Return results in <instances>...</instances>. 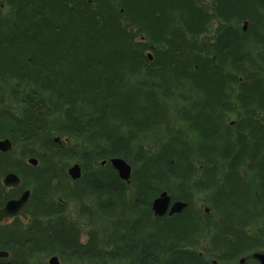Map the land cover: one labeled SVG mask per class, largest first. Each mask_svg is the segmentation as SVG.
Listing matches in <instances>:
<instances>
[{"label":"trees","instance_id":"trees-1","mask_svg":"<svg viewBox=\"0 0 264 264\" xmlns=\"http://www.w3.org/2000/svg\"><path fill=\"white\" fill-rule=\"evenodd\" d=\"M213 1L0 0V137L13 142L0 152V178L13 170L21 188L35 182L30 225L19 217L8 229L0 224V250L9 252L0 264H49L50 253L69 261L61 264H257L250 251L264 250V74L244 64L247 29L212 41L197 32L217 17H248L263 32L253 42L261 54L264 0H245L247 9L244 0ZM141 30L147 42L134 39ZM163 44L178 56L175 67ZM18 154L40 165L21 160L28 169H17ZM112 157L131 165L128 183ZM58 158L83 169L106 163L60 201L58 185L70 182ZM20 187L0 181V205ZM164 190L187 206L152 213Z\"/></svg>","mask_w":264,"mask_h":264},{"label":"rangeland","instance_id":"rangeland-1","mask_svg":"<svg viewBox=\"0 0 264 264\" xmlns=\"http://www.w3.org/2000/svg\"><path fill=\"white\" fill-rule=\"evenodd\" d=\"M187 1H189V2H191L192 1V3H193V7H195L198 3H196V2H198V1H200L202 4L203 3H205L206 5H208V6H210V7H212L213 6V8H214V6L216 7L217 6V2H214L213 0H187ZM158 3H159V1H158ZM154 4H156V3H154ZM242 4V7L243 8H245V9H247V8H249V5H248V3H247V1H243L242 3L240 2V5ZM242 9V8H241ZM259 10H261V9H259ZM243 11V10H242ZM263 13H261L260 15H262ZM264 16V15H263ZM253 17V16H252ZM253 23H254V21L253 20H251L250 18H248V17H246V18H242L241 20H235V18H233V19H230L229 21H225V20H223L222 18H216V19H213V20H211V21H207V22H205V24H204V26H202V27H200L199 28V32H197L198 33V36H199V38L201 39V40H203V41H207V40H209V41H212V40H214V39H211V36L213 37V38H215L216 37V40H218V39H220L222 36V34H223V36H224V34L226 33H232V32H234V31H237V32H239L240 33V29L241 30H246L247 32H249V37H246V36H244V42H246V46H245V51L246 52H248V55H249V57L246 59V61H244V64L246 65V68L247 67H249V69H251V70H253V71H257L259 74H264V55H262V54H264V49L263 50H261V54L260 53H258V50L255 48V46H254V44H253V42H255V41H257L258 40V38H259V34H263V32H261L259 29L258 30H255V28H253L252 27V25H253ZM260 23H263L264 24V19H263V21H261ZM240 28V29H239ZM128 30L130 31V28H128ZM132 30V29H131ZM132 31H134V29L132 30ZM222 33V34H221ZM257 33V34H256ZM136 34V36L134 37V39L136 40V41H140V42H147V36L145 35V33H144V30H141V31H139L138 33H135ZM239 35H242V37H243V32H242V34H239ZM208 41V42H209ZM259 41H263V38L262 37H260L259 38ZM160 42H166V40H161ZM210 43V42H209ZM168 47V48H167ZM171 47L172 46H168L167 44H163V45H161V48L160 49H162V50H160V51H162V52H164L163 53V55H166V58H167V63L168 64H170V63H174L173 61H175L176 59L175 58H177L178 56L176 55V53H174V51L173 50H171ZM159 51V50H158ZM201 51H202V49H201ZM208 53H206L205 55H207ZM145 55H147V57L151 60L152 59V57H153V53H152V51L148 48V49H146L145 50ZM155 55L156 56H158V53L157 52H155ZM260 56H262V57H260ZM223 61H224V59H223ZM174 67H175V63H174ZM199 72V71H198ZM239 74V73H238ZM238 78V82H240V84L245 80V78L243 77V76H238L237 77ZM237 88L239 87V85H237L236 86ZM232 95V94H231ZM233 96V95H232ZM234 113V112H233ZM260 114H262V113H260ZM227 117V116H226ZM236 118V121H237V117H236V114L234 113V114H231L230 115V119L228 120L229 122H231V123H233V119H235ZM205 120H208V119H206L205 118ZM244 121V120H243ZM230 126H231V124H230ZM10 139V138H9ZM11 140V139H10ZM54 142L55 143H59L60 145H62V143L64 142L65 144H63V145H65V147H67V148H70V147H72L73 145H74V140L73 139H68V137H60V136H54ZM66 142H67V144H66ZM13 143V142H12ZM62 145V146H63ZM61 146V147H62ZM19 155V154H18ZM17 155V157L18 158H20V157H22V158H20V159H15V162H14V165H16L15 167L17 168V166H18V168L17 169H19V168H21V167H24V168H26V169H28L27 167H25V164L27 165V164H30V165H33L32 163H29V160L31 159V158H33V159H36V165L37 164H39L40 162H39V159L37 158V156L35 157V156H30V157H23L22 155H19L18 156ZM21 160H24L25 162V164H23V162L21 161ZM57 160V165H58V168L60 169L61 167H64V171L66 172V174H68V170H69V168L70 167H72L73 165H75V164H77L78 166H79V168H80V178L81 177H83L84 175H86V173L88 172V173H90V174H94V173H100V166L102 167L103 165H105V163H106V160H105V163H102V161L100 160V159H98V160H96V161H93V162H91V163H88V165H87V167L85 168V169H83V166L77 161V160H75V159H73V158H62V159H60V158H58V159H56ZM22 162V163H21ZM110 163V162H109ZM19 164V165H18ZM87 164V163H86ZM36 165H33V166H36ZM40 165V164H39ZM43 165H44V163H43ZM42 165V166H43ZM110 165H111V167L116 171V169L113 167V165L110 163ZM16 169V170H17ZM9 172H15V173H17V171H9ZM32 173V172H31ZM59 173V172H58ZM116 173H117V171H116ZM18 174V173H17ZM118 174V173H117ZM19 175V174H18ZM58 176L59 177H62V178H64V176L63 175H60V173L58 174ZM67 176H69V182L70 183H61L60 185H58V187H57V191H58V195H57V199L58 200H60V201H63L62 199H61V197H63V190L64 189H67L68 187H71V189L74 187L73 185H72V182L73 181H76V180H73L72 178H71V175H67ZM4 177V175H1V178H0V181L2 182V178ZM78 180V179H77ZM67 181V179H65L64 180V182H66ZM21 184H22V181H21ZM33 185H35V182H33L32 180L29 182V185H25L23 188H28V189H30V195H29V198H28V201H31V194H32V191H34L35 192V190H34V186ZM33 186V187H32ZM20 187V186H19ZM23 188H19V190H21V189H23ZM160 193V192H159ZM34 194V193H33ZM168 194L170 195V193L168 192ZM62 195V196H61ZM171 196V195H170ZM33 199V198H32ZM171 199H172V196H171ZM154 200V199H153ZM152 200V201H153ZM66 203H67V201H65ZM47 205V204H46ZM151 206H152V202H151ZM47 207H48V205H47ZM47 207H45V209H47ZM204 207H206V205H204ZM151 211H152V213H154L153 212V210H152V208H151ZM206 211H208V208H206ZM158 216V215H157ZM16 217H19L20 218V221H22V223H23V226H26V225H30V223H31V219L32 218H30V217H28V220H25V219H23L21 216H16ZM16 217H13V218H9V219H6V220H4V221H2L0 224L1 225H3L4 226V228H6V229H8V227L7 226H9V224H12L13 223V221H14V218H16ZM86 235L84 234V233H82V236H81V240L82 241H85V239H86ZM206 238V237H205ZM205 238H204V240H205ZM204 245L202 244V243H198V247H197V249H198V251L199 252H207V247H203ZM208 251H209V249H208ZM8 252V251H7ZM255 252H261V253H264V250H261V251H257V250H254V251H250V254L252 255V253H255ZM8 255H9V252H8ZM250 255V256H251ZM53 256H56L57 258H58V260H59V264H61V262L62 261H64V260H62L60 257H58L57 255H54L53 253H50V255H48L47 256V258H46V261L48 262V260L50 259V257H53ZM208 257V256H207ZM247 255H243V257L240 259V262L241 263H245V260L247 259ZM0 258H4V257H0ZM60 258V259H59ZM61 261V262H60ZM215 261V260H214ZM255 261L257 262V264H260V262L258 261V260H256L255 259ZM65 262V261H64ZM69 261H67V262H65V263H68ZM249 264H253L252 262H250ZM255 264V263H254Z\"/></svg>","mask_w":264,"mask_h":264},{"label":"water","instance_id":"water-1","mask_svg":"<svg viewBox=\"0 0 264 264\" xmlns=\"http://www.w3.org/2000/svg\"><path fill=\"white\" fill-rule=\"evenodd\" d=\"M10 142L8 139L0 141V149L5 151L10 148ZM109 162L116 169L118 175L125 179L129 180L131 167L130 164L121 157H112L109 159ZM29 163L36 165V159L31 158ZM105 163V160L102 161ZM69 173L72 178H78L80 176V168L77 164L69 168ZM19 179L14 173H7L2 182L6 186H18ZM29 191H24L18 198L10 199L5 202L3 206H0V223L6 219L13 218L16 216H21L23 219L28 220V216L22 210L24 204L27 202ZM187 206V203L182 200H172L171 196L167 191H161L152 201V210L155 215L161 216L164 214L165 210L168 209L169 213L180 212L184 207ZM259 260L260 264H264V253L255 252L253 254ZM8 252L0 250V257H7ZM49 264H59V260L56 256L50 257L48 260Z\"/></svg>","mask_w":264,"mask_h":264},{"label":"bare ground","instance_id":"bare-ground-1","mask_svg":"<svg viewBox=\"0 0 264 264\" xmlns=\"http://www.w3.org/2000/svg\"><path fill=\"white\" fill-rule=\"evenodd\" d=\"M4 139H8L9 140V142H10V148H8L7 150H5V151H3V150H1L0 149V152H2V153H8L9 151H11L12 150V148H13V143H12V141L8 138V137H6V138H1L0 137V141H2V140H4ZM130 167H131V165H130ZM131 172H132V169H131ZM11 173H14L17 177H18V179L20 180L19 181V185L21 184V181H22V179H21V177H20V175H18L17 173H15V172H11ZM68 174L70 175V173H69V170H68ZM119 176V175H118ZM130 177H131V173H130ZM130 177H129V180H130ZM71 178H72V176H71ZM80 177H78V178H72L73 180H77V179H79ZM119 178L122 180V181H124V182H126V183H128L129 182V180H125V179H123V178H121L120 176H119ZM2 184H3V186L6 188V189H12V188H15L14 186H6L3 182H2ZM17 187V186H16ZM26 190H28L29 191V194H28V198H29V195H30V189H28V188H23V189H21V190H18L17 191V193H19V194H15L13 197H10L8 200H10V199H14V198H18L24 191H26ZM8 200H6V201H8ZM5 201V202H6ZM5 202L3 203V205L5 204ZM27 202H28V199H27ZM27 202L24 204V206H23V208H22V210L24 211V213H26V211H25V207H26V204H27ZM2 205V204H1ZM2 205V206H3ZM152 208V207H151ZM164 214H166V215H168V216H172V215H174V214H177V212H173V213H169V210L168 209H166L165 210V212H164ZM163 214V215H164ZM26 215L28 216V214L26 213ZM29 217V216H28ZM254 253H252V255L250 256V257H252L254 260L256 259V260H258L257 259V257H255L254 255H253ZM259 261V260H258ZM49 263V262H48Z\"/></svg>","mask_w":264,"mask_h":264},{"label":"flooded vegetation","instance_id":"flooded-vegetation-1","mask_svg":"<svg viewBox=\"0 0 264 264\" xmlns=\"http://www.w3.org/2000/svg\"><path fill=\"white\" fill-rule=\"evenodd\" d=\"M6 174H7V173H6ZM6 174H5V175H6ZM5 175H4V176H5ZM2 179H3V178H2ZM17 187H19V185H18ZM17 187H15V188H17ZM17 191H18V190H17ZM18 192H19V191H18ZM20 192H21V191H20ZM20 192H19V193H20ZM16 193H17V192H16ZM19 193H17V194H19ZM7 200H8V199H7ZM2 205H3V204H2ZM2 205H0V206H2Z\"/></svg>","mask_w":264,"mask_h":264}]
</instances>
